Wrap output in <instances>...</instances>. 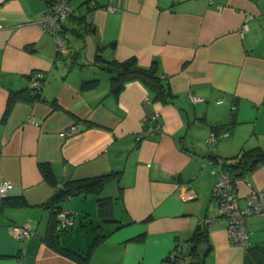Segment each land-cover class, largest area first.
<instances>
[{
  "label": "crops",
  "instance_id": "obj_1",
  "mask_svg": "<svg viewBox=\"0 0 264 264\" xmlns=\"http://www.w3.org/2000/svg\"><path fill=\"white\" fill-rule=\"evenodd\" d=\"M69 4L61 54L39 24L46 0H0V182L12 184L0 197V264H179L171 254L187 264V240L206 218L215 219L204 224L199 264H264V216L247 215L248 246L232 245L211 193L217 160L264 148V0ZM130 58L155 69L167 100L139 79L111 92L102 60ZM32 76L37 97L13 101L3 120L10 92L30 91ZM152 113L159 132L142 137ZM101 175L102 211L101 193L76 189L50 205L67 182ZM234 187L244 206L250 190L264 189V163L235 177ZM58 207L83 220L73 214L74 225L55 229L51 245ZM11 225L33 234L19 240ZM89 246L86 260L73 256Z\"/></svg>",
  "mask_w": 264,
  "mask_h": 264
},
{
  "label": "built area",
  "instance_id": "obj_2",
  "mask_svg": "<svg viewBox=\"0 0 264 264\" xmlns=\"http://www.w3.org/2000/svg\"><path fill=\"white\" fill-rule=\"evenodd\" d=\"M70 0H46V7L42 12L39 24L44 31L52 34L57 52L64 54L67 51L66 39L63 35L64 21L69 16ZM246 28L244 26L243 30ZM242 32V30H241ZM32 88L38 87V78L32 76L31 80ZM31 120V119H30ZM148 123L153 122V125H145L141 132L142 137H147L159 132L160 121L159 114L152 113L145 118ZM144 124H146L144 122ZM72 127L70 130L72 131ZM62 132L61 135H64ZM227 135V132L222 134ZM209 141L215 139L213 134H210ZM218 163L223 165V160L219 159ZM12 184L9 181L0 182V197L3 198L7 195V192L11 189ZM212 196L217 202L218 215L225 216L227 218V232L228 239L232 245L240 247L248 246V233L245 226V217L247 215L264 216V189H252L246 195L244 206H240L238 203V196L235 191L234 182L229 176L228 171L225 168H221L217 173L216 180L212 186ZM196 196L195 193H189L188 197ZM74 212L71 210L61 208L55 213L56 229L68 230L74 225ZM215 218H206L201 221L202 224H210ZM9 230L19 240H25L31 234L33 230L28 225H11ZM173 254L169 255L172 259Z\"/></svg>",
  "mask_w": 264,
  "mask_h": 264
},
{
  "label": "trees",
  "instance_id": "obj_3",
  "mask_svg": "<svg viewBox=\"0 0 264 264\" xmlns=\"http://www.w3.org/2000/svg\"><path fill=\"white\" fill-rule=\"evenodd\" d=\"M98 60V59H97ZM104 67L111 72L110 82H111V92L114 94H118V92L122 89L123 83L128 80L139 79L141 80L147 87L152 89L155 92V98L161 99L163 101L167 100V97L170 96L165 89V85L161 76H159L153 67L143 68L137 65L136 60L134 58H130L124 60L122 62H118L115 60H102ZM88 83V82H87ZM38 87L31 88L30 91H25L24 89L19 91H11L7 101V107L3 114L2 119L4 120L7 117L9 106L16 99H27L31 100L37 97ZM264 163V148L262 147H252L248 149H241V151L227 159H223V168H225L232 181L234 182L235 177L244 176L249 173L253 168H255L258 164ZM40 169L42 170L45 177H48L50 171L47 165L40 164ZM108 175H101L91 178H86L83 180H78L74 182L70 186H68V182L62 188H57L56 192L53 194L50 205L52 208L55 206L56 202H59L64 196L72 193L73 189L83 193H96L99 194L104 188L105 181ZM6 197V196H5ZM2 202H4V198ZM99 203V210L102 211V206L104 205L105 198L97 199ZM61 209L58 207L54 212V220L51 225V231L49 232V243L52 245L55 240V213ZM64 231V230H63ZM207 228L204 224H199L192 235L189 237L187 242L189 243V247L187 250V255L192 258V261L187 264H199V257L203 256L207 249H203V246L207 243ZM89 248L84 251L82 254L71 252H66L68 255H73L78 257V259L86 260L89 254ZM170 261L176 262L180 264L177 256L173 255L172 259L168 258Z\"/></svg>",
  "mask_w": 264,
  "mask_h": 264
},
{
  "label": "rangeland",
  "instance_id": "obj_4",
  "mask_svg": "<svg viewBox=\"0 0 264 264\" xmlns=\"http://www.w3.org/2000/svg\"><path fill=\"white\" fill-rule=\"evenodd\" d=\"M209 145H207L206 143H205V147H208ZM216 162H218V160L216 161ZM215 174H216V172H215ZM217 175V174H216ZM215 180H216V178H215ZM107 192V190H104V192ZM91 196H94V195H90L89 197H87V198H94V197H91ZM101 196L103 197L104 196V193H101V194H99V198H101ZM84 198V195H76V196H74L73 197V201H75V200H78V201H80V200H82ZM242 204V203H241ZM71 211H73L74 212V218H75V222L76 223H78V220H83V215L77 210V209H72ZM78 211V212H77ZM78 219V220H77ZM91 228V227H90Z\"/></svg>",
  "mask_w": 264,
  "mask_h": 264
}]
</instances>
